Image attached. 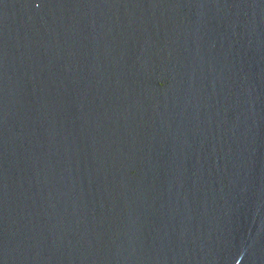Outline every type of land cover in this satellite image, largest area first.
I'll use <instances>...</instances> for the list:
<instances>
[{
  "label": "water",
  "instance_id": "95a60500",
  "mask_svg": "<svg viewBox=\"0 0 264 264\" xmlns=\"http://www.w3.org/2000/svg\"><path fill=\"white\" fill-rule=\"evenodd\" d=\"M0 264H264V0H0Z\"/></svg>",
  "mask_w": 264,
  "mask_h": 264
}]
</instances>
